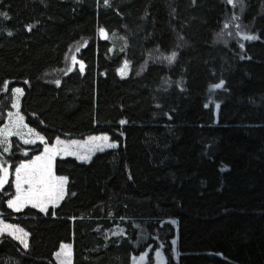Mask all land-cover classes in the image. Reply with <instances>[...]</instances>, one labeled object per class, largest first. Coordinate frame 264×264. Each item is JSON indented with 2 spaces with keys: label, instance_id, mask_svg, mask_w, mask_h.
Returning a JSON list of instances; mask_svg holds the SVG:
<instances>
[{
  "label": "trees",
  "instance_id": "obj_1",
  "mask_svg": "<svg viewBox=\"0 0 264 264\" xmlns=\"http://www.w3.org/2000/svg\"><path fill=\"white\" fill-rule=\"evenodd\" d=\"M14 87L46 142L117 145L57 158L66 194L47 212L13 211L11 181L0 189V216L29 235H1L0 264H57L62 243L73 264L160 247L167 264H264V0H0V126ZM41 149L14 140L12 166Z\"/></svg>",
  "mask_w": 264,
  "mask_h": 264
},
{
  "label": "snow or ice",
  "instance_id": "obj_2",
  "mask_svg": "<svg viewBox=\"0 0 264 264\" xmlns=\"http://www.w3.org/2000/svg\"><path fill=\"white\" fill-rule=\"evenodd\" d=\"M105 3L107 4V0H105ZM227 3L229 5L235 6V0H227ZM240 9L243 11V0H239ZM7 17V14L4 13ZM10 19V17H8ZM240 19L239 16L233 15L230 22H235ZM229 23H225L224 28H228ZM236 28V35L239 36L242 40H257L259 37L256 35H249L247 32H244L242 29V25L235 24ZM29 30L30 26H29ZM100 32L107 38L106 30L101 28ZM13 33L8 32V35L11 36ZM218 37L223 35V31L221 33L217 34ZM86 46V45H85ZM240 49H244L245 45L244 43H239ZM178 53L176 51H172L170 55L163 57V59H166L168 63H172ZM242 59L244 57H241ZM73 63L76 62V57H72ZM82 65V61L80 62ZM129 66V61H124V67L120 69L121 73L124 72V69ZM83 71V67L80 69ZM10 83V82H6ZM57 86L60 85V81H55ZM224 81L221 80L219 83L211 85L212 89H220L224 85ZM12 92L15 94L22 93V89L20 88H14L12 89ZM13 107L18 108L19 105L16 102H13ZM205 107H208L206 104ZM220 107L219 104L216 105V108L218 109ZM9 122L7 125H5L4 128H0V144L9 145L8 137L15 134L23 138L24 132L23 129L27 127L23 123V116L20 115V113L17 111L15 114L9 112ZM14 116V119L12 117ZM121 123H124L121 121ZM29 133H32L34 130L28 129ZM39 136V134H36ZM39 139L41 141L44 140V137L40 136ZM89 139L95 140L96 137H90ZM102 139L106 140L108 137L105 135L102 137ZM25 143H35V140H25ZM72 143H76L73 141ZM57 144L61 145L63 144L62 141L57 138ZM10 146V145H9ZM9 146L4 147V152L9 151ZM114 147L115 145H110ZM60 151H67V147H49L45 146L44 151L33 158V160L28 161H22L19 165L15 166V195L12 196V198L8 199L6 201L9 208H12L14 210H20L22 207L26 205H31L33 208H38L42 212H47L48 204H55L59 200L63 199L64 196V185L67 180V177H57L53 173V159L56 155L59 154ZM13 167L12 165H9L8 167L4 166L3 162H0V189L3 188V186L7 183L6 177L9 175V169ZM17 226H13L10 224H7L3 219H0V234H3L6 231L12 230L16 228ZM20 232L22 235H27V233H24L22 229H20ZM9 234L15 235V231H9ZM16 239L20 240L21 244L25 248L28 247V244L24 241L22 236H16ZM173 245L176 243L175 240L172 241ZM67 245H62L61 248L65 249L67 248ZM57 258H60L62 253L57 252L55 254ZM65 257V261L68 257H70V252L63 253ZM156 256L159 258L162 256L161 250L158 248L156 250ZM147 257V252H144L139 257L140 261H144ZM135 259V258H134ZM65 261H62V264H65ZM166 264V261H165Z\"/></svg>",
  "mask_w": 264,
  "mask_h": 264
},
{
  "label": "rangeland",
  "instance_id": "obj_3",
  "mask_svg": "<svg viewBox=\"0 0 264 264\" xmlns=\"http://www.w3.org/2000/svg\"><path fill=\"white\" fill-rule=\"evenodd\" d=\"M72 57H73V55H71L70 56V59H69L70 65H73V64L76 63V62L73 63ZM81 67H83V64L81 65ZM120 69H119V73L122 76H126L128 74L129 67L125 68L123 73H121ZM14 88H20V89H22L21 87H14ZM22 94H23V90H22V93H20V94H15V93H13L11 91V98H12L11 108L6 113L5 122L0 126V128H4L5 125L8 124L9 119H10L9 116H8V113L9 112L15 114L18 111L20 113V115L23 116V114L20 111V100H21ZM13 102H16L19 105V107L18 108L13 107ZM23 118H24V116H23ZM12 119H14V116L12 117ZM23 123L25 125H27V127L23 129V132H24L23 138H21L18 135L13 134V135H11V136L8 137V141H9V145L10 146L9 145H4V144H0V162H3L5 167H8L9 165H12V158L9 157V155H10V151H11L13 145H14V140H16L18 143L23 144V145H35L37 143H41L42 144V149L40 151L32 153L29 158L24 159L22 161H25V160L31 161V160H33V158L35 156L40 155L44 151V147L45 146L57 147V148L67 147V151H60L59 154L56 155L54 157V159H53V173L57 177L62 176V175L56 174L55 171H54V162H55V160L57 158L72 157V158H75L76 160H78L80 162H86L94 154H96L97 152H100V151H103V150H106V149H109V148H114L117 145V143L115 141H112L110 139V137L108 136V134H106V133L90 134V135H86L84 137H56L52 143H48V142L45 141V139L43 141H41L39 139V137L42 136V134L39 133L38 131H36L35 129L31 128L25 122V119L23 120ZM28 129H32L34 131L32 133H29ZM37 133L39 134V136L36 135ZM105 135L108 137V139H106V140L102 139V137L105 136ZM90 137H96L97 139L91 140V139H89ZM57 138H59V140L62 141L63 144L58 145L57 144ZM25 140H35V143H25L24 142ZM73 141H75L76 143H72ZM110 145H115V146L112 147ZM6 146H9V151L8 152H4V147H6ZM29 151H30V149H28V148L27 149L25 148L23 150L21 149V152L24 153V154H27ZM20 163H18L17 165H19ZM63 177H66V176H63ZM6 179H7V183L9 181H11V184H12V187H13V190H14V193H13L12 196H14L15 195V167H11L9 169V175L6 177ZM66 186H67V180H66L65 185H64V189H65L64 196L66 194ZM12 196L10 198H12ZM64 196H63V198H64ZM62 200L63 199L59 200L55 204H51V203L48 204L47 208H49L51 206H57ZM27 206H31V205L30 204L29 205H26V206L22 207L20 210L24 209ZM36 209H38V208H36ZM12 210L13 211H20V210H14V209H12ZM0 219H3L7 224H10V225H13V226H17L16 228H14L12 230H9V231H15V235H11V234H9V231H6L3 234H0V236L1 235H8V236H10V237H12L14 239H16V236H22V238L24 239V241L28 244V236L29 235H28V232L27 231H25L18 224L14 223V222H11L10 220H7V219H5V218H3L1 216H0ZM20 229H22L24 233H27V235H22V233L20 232ZM16 240H18V239H16ZM18 241L20 242V240H18ZM62 245H67L68 247L65 248V249H62L61 248ZM157 249L158 248H156V249L153 250V253H152V256H151V259H150L149 258V251H150V249L147 248L144 251V252H147V257H146V259L144 261H140L139 260V257L144 252H142V253H140L138 255L132 256V258H131V264H165L166 257H165V254H164L162 248L161 247L159 248L161 250V252H162V256L159 257V258L156 256V250ZM57 252H61L62 253V255H61L60 258H57V256L55 255ZM65 252H70V257H68L66 261H65L64 255H63V253H65ZM54 258H55V261L57 262V264H62V261H65V264H73V250H72V245L70 243H62L60 245V247L58 248V250L54 253ZM166 264H167V261H166Z\"/></svg>",
  "mask_w": 264,
  "mask_h": 264
}]
</instances>
